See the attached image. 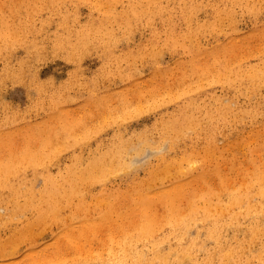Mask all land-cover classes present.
Masks as SVG:
<instances>
[{
  "label": "rangeland",
  "instance_id": "374dc122",
  "mask_svg": "<svg viewBox=\"0 0 264 264\" xmlns=\"http://www.w3.org/2000/svg\"><path fill=\"white\" fill-rule=\"evenodd\" d=\"M126 144L132 164L93 179ZM162 154L195 166L151 180ZM4 160L16 174L0 179L17 194L0 186L11 220L0 226V264H192L169 249L176 236L201 264H221L217 238L261 264L249 227L264 224V209L220 210L231 187H257L264 172V0H0ZM81 173L74 194L47 183ZM140 193L152 198L155 232L134 242ZM204 195L212 216L190 218L184 234L169 227L173 206L185 215Z\"/></svg>",
  "mask_w": 264,
  "mask_h": 264
},
{
  "label": "bare ground",
  "instance_id": "6f19581e",
  "mask_svg": "<svg viewBox=\"0 0 264 264\" xmlns=\"http://www.w3.org/2000/svg\"><path fill=\"white\" fill-rule=\"evenodd\" d=\"M85 39V42H87L86 35L83 36ZM252 78V77H251ZM254 80V78H252ZM187 119V116L182 118L183 121ZM164 147H161L159 149H154L153 151L156 153H160V150H162ZM131 150V147L129 145H123L113 151L111 154L108 155L110 164L105 168V166H99L97 165L96 169L92 173L93 179H98L100 176H106L109 173H112L113 170H120V169H126L132 164V161L128 158L129 157V151ZM152 151V152H153ZM162 160V163L165 164V168L161 171V175H159L157 172H153L150 176L151 180H154L156 178H160L161 180H172L175 178H184L186 176L185 172L187 169H192L195 166L194 161L191 159V157H186L185 159H182L178 162H169L167 161L166 157L162 154L160 157ZM183 161L185 163L183 164ZM135 164V162H133ZM31 164H35V162H31ZM95 168L94 165H91L90 170H93ZM3 172L8 174H16V167L13 161L11 160H4L0 162V175L3 174ZM159 175V176H158ZM83 178V174H78L75 177L70 176L67 180L64 182H57L53 179L48 180V184H50L53 188V190L57 193H60L59 189L62 186L68 185L71 189V193L74 194L73 190H77L79 188V181ZM256 184L257 187L254 185H247L246 188L242 187H231L228 191V195H226V201L224 202V206L220 211H224V208L231 210L233 209L234 212L232 213V217H237L238 214L236 212V209L244 210L245 213L249 214L253 211H259L264 209V172L263 173H257L256 176ZM181 184L176 183L173 185L171 189H169V192L164 197L168 200L172 201L181 191L182 187ZM0 186L5 187L6 189H9V199H13V197L17 194L15 191V186H12L11 181L9 180V176H4L2 179H0ZM49 188V187H47ZM51 189V188H50ZM45 195V193H44ZM5 197V196H4ZM3 196H0V205L1 202L6 200ZM138 198V204L140 206V209L142 211V221L138 227V233L135 238L134 242H141L143 240H147L151 237H153V233L155 232V224L153 216L149 210L151 208L152 198L147 193H140L137 195ZM222 200L221 198H218V201ZM256 202V204H254ZM203 206L198 204L197 202H193L190 205L189 211L187 214L182 215L180 210L173 206L172 214H171V220L169 227H173L174 229H181L184 233H187L188 225L190 218L194 216H203V218H207L209 216L213 215L212 206H213V198H210L208 195H204L202 197ZM18 209H21L20 206H18ZM19 211H15L14 213H18ZM13 218V216L11 217ZM220 220V217L218 218V221ZM257 220V219H256ZM254 220L252 224L250 225L249 229L251 232V235L256 238H260L262 240V251L259 254L261 264H264V224L261 221ZM7 221L11 220H5L2 218V215L0 214V226L6 225ZM216 231V227L213 229H208L207 234L209 236H213ZM28 229L23 230L21 233H27ZM175 242L170 243L169 249L171 247H174L175 250L179 251L182 255H188L191 256V263L192 264H201V262H198V257L200 256V253H198L195 249H192L190 247H187V244L184 243L185 241L182 237L176 236ZM218 237V236H217ZM217 244L219 245L218 248H220V259L221 264H246L242 258L241 255L244 253L245 246L243 244L237 245V246H231L228 244H224L220 238H217ZM14 249L7 250L5 253H12ZM160 252V251H159ZM159 252L154 251L153 257L159 258ZM208 251L205 250L201 254H206ZM2 251L0 250V254ZM138 257L143 258L144 252L138 251ZM161 261H164V259H161ZM172 264H181L179 260L174 261Z\"/></svg>",
  "mask_w": 264,
  "mask_h": 264
}]
</instances>
